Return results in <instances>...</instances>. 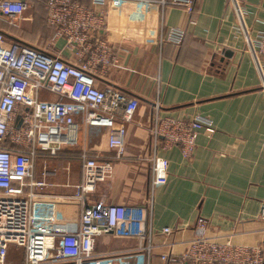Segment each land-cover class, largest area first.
Here are the masks:
<instances>
[{
  "label": "crops",
  "instance_id": "1",
  "mask_svg": "<svg viewBox=\"0 0 264 264\" xmlns=\"http://www.w3.org/2000/svg\"><path fill=\"white\" fill-rule=\"evenodd\" d=\"M19 1L26 8L15 25L0 18L5 43L16 39L48 49L68 63L89 58L90 49L77 55L68 36L46 23L44 0ZM73 1L101 15L103 26L95 36L104 38L117 59L105 67L96 65L89 74L93 86L117 90L138 104L129 122L117 111L114 125L125 126L118 158L106 144L109 130L82 122L67 129L69 141L56 154L39 152L33 178L46 187L36 191L51 196L35 198L33 222L40 229L76 231L80 205L73 199L80 194L85 153L97 162L109 161L113 169L84 204H123L138 215L145 212L143 238L98 237L93 264H167L161 255L184 252L198 217L206 219L207 234L217 240L260 246L264 253V55L258 57V69L230 0H195L190 10L143 0H105L102 5ZM236 1L249 35H264V0ZM175 28L183 31L179 43L168 39ZM37 96L39 101L55 100L44 90ZM154 104L161 115L210 120L213 132H198L190 159L177 146H154L149 133ZM140 227L138 221L126 224L133 230ZM164 227L170 232L164 233ZM13 259L21 263L24 254L9 245L6 264Z\"/></svg>",
  "mask_w": 264,
  "mask_h": 264
},
{
  "label": "built area",
  "instance_id": "2",
  "mask_svg": "<svg viewBox=\"0 0 264 264\" xmlns=\"http://www.w3.org/2000/svg\"><path fill=\"white\" fill-rule=\"evenodd\" d=\"M94 1L102 5L105 0ZM143 1L161 8L177 5L190 10L195 0ZM230 2L237 16V26L259 69L258 57L264 55V35L259 33L252 38L243 25L237 1ZM44 7L46 23L54 27L57 34L68 36L78 48L77 55L82 56L87 49L90 55L88 59L78 56L77 63H68L48 49H38L16 39L5 43L0 31V264H6L9 245L23 251L24 259L17 264H93L98 256L95 251L98 237L111 233L143 238L145 212L138 215L137 209L123 204H84L95 184L111 175L113 166L109 161L97 162L82 153L80 194L73 199L80 205L76 231L67 232L60 227L40 229L33 222L34 200L51 195L36 191L46 184L42 179L33 178L35 161L39 152L53 155L66 145L70 137L67 129L78 122L108 129L107 147L120 157L124 150L125 126L114 125L116 114L122 110L119 118L129 122L138 102L114 89L100 90L90 80L89 74L96 65L105 67L117 62L104 38L95 36L103 26L101 15L73 0H44ZM25 8L23 1L0 0V18L15 25ZM92 37L94 41L88 44L87 40ZM182 38V30L169 31V40L179 43ZM41 90L54 95L55 100L39 101L37 94ZM201 130L213 132L206 117L194 115L180 119L161 115L158 104H154L149 128L154 146L158 144L163 150L177 146L183 157L190 159ZM260 218L264 219V204ZM136 221L141 225L139 229L126 228L127 223ZM207 230L206 219L198 217L195 235L184 252L178 257L162 254L161 259L167 264L264 263L262 247L231 245L229 241L208 235ZM162 231L169 233L170 228L164 227Z\"/></svg>",
  "mask_w": 264,
  "mask_h": 264
},
{
  "label": "rangeland",
  "instance_id": "3",
  "mask_svg": "<svg viewBox=\"0 0 264 264\" xmlns=\"http://www.w3.org/2000/svg\"><path fill=\"white\" fill-rule=\"evenodd\" d=\"M232 245V244H231ZM234 245V244H233ZM235 246H242V245H235ZM21 249V248H20ZM13 258V257H12ZM20 260V259H19ZM16 262V263H15ZM20 261H18V259H13V264H17L19 263Z\"/></svg>",
  "mask_w": 264,
  "mask_h": 264
}]
</instances>
